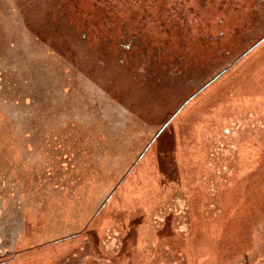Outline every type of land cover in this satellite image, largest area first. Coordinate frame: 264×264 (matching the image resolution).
<instances>
[{
  "label": "rangeland",
  "instance_id": "374dc122",
  "mask_svg": "<svg viewBox=\"0 0 264 264\" xmlns=\"http://www.w3.org/2000/svg\"><path fill=\"white\" fill-rule=\"evenodd\" d=\"M90 1L120 13L145 7L142 33L159 45L176 38L167 29L186 17L182 41L204 45L207 38L208 44L206 53L186 54L184 61L202 66L186 75L190 81L181 90L146 89L140 106L127 105L129 117L114 111L106 119L79 104L81 93L71 86L69 99L70 91L55 85L63 78L35 69L29 39L19 30L24 26L11 29L0 0V40L7 39L0 42V197L4 211L19 212L26 228L13 255L0 252V264H82L94 255L118 264L135 245L136 229L150 237L152 226L174 230L177 215L182 235H176L184 237L191 220L219 206L216 218L236 214L239 205L230 204L242 195L264 215V2ZM19 97L24 101L11 105ZM32 131L36 141L30 142ZM155 184L161 194L151 189ZM196 234L199 245L204 236ZM150 240L155 245L156 231Z\"/></svg>",
  "mask_w": 264,
  "mask_h": 264
},
{
  "label": "trees",
  "instance_id": "16d2710c",
  "mask_svg": "<svg viewBox=\"0 0 264 264\" xmlns=\"http://www.w3.org/2000/svg\"><path fill=\"white\" fill-rule=\"evenodd\" d=\"M3 1L5 9L9 8L6 21L12 26L11 29L17 30L14 26L20 22L24 26L19 30L29 39L36 58L35 69L39 73L45 71L48 75L63 78V83L56 78L55 85H60V89L69 86L72 91L78 89L81 93V102L78 103L99 109L106 119L112 120L114 111L118 112L119 118L129 117L127 105L140 106L146 89L150 91L149 94L181 90L190 81L186 75L198 71L202 66L196 60L194 64L192 59L184 61L186 54L206 53L207 38L201 39L204 45H187L182 41L185 36L180 33L179 27L183 29L187 26L186 17L179 16L178 21L167 29L169 34L176 33L177 39L164 41L162 45L153 38V34L142 33L146 27L142 26L141 21H145L143 15L148 10L140 5L120 13L112 7L108 11L107 6L93 4L90 0ZM207 1L211 0L197 2L202 5ZM257 1L260 4L264 2ZM91 7L96 10L91 11ZM259 8L260 11L263 9L261 5ZM253 14L258 18L256 11ZM98 22H101V27L95 25ZM187 29L185 33L191 37V30ZM14 33L20 39V34ZM10 39L19 47L17 40L12 36ZM6 41L4 36L0 40ZM23 49L20 50L24 53ZM172 54H178V58H171ZM37 65L41 68H37ZM72 71L77 76L75 82L71 79ZM68 91L72 93L69 92V99L73 100V92L71 89ZM16 100L11 105L24 101L20 97ZM27 103L31 105V102ZM29 136L30 142L36 141L33 131Z\"/></svg>",
  "mask_w": 264,
  "mask_h": 264
},
{
  "label": "crops",
  "instance_id": "0c3cea01",
  "mask_svg": "<svg viewBox=\"0 0 264 264\" xmlns=\"http://www.w3.org/2000/svg\"><path fill=\"white\" fill-rule=\"evenodd\" d=\"M231 178L232 174L229 180ZM255 180L258 181V185L261 183V179L257 178ZM152 188H156L161 194L162 191L158 188L157 184L151 186ZM142 190L144 189L142 188ZM247 190L248 188L245 189L244 194H249V190L248 192ZM147 195H150V193ZM243 199L245 198L242 195L231 202L230 206L239 205V207L235 209L236 214L232 213L224 220H221L220 217L216 218L221 210V206L218 209L214 208L215 211L212 212V215L205 213V219L191 220L190 229L187 232L188 235L184 237L180 236L182 234L178 229L180 220L177 215L173 216V220L176 221L173 226L174 230L160 231L162 227L154 228L152 226V230L150 231L152 236L150 237L147 230L145 232L136 229L133 236L135 233H139L135 235V245H131L128 252L130 254L124 255L123 258L118 257L122 260L118 264H264L263 211L254 209V206L257 207L254 201L252 203L248 200L243 202L241 201ZM251 199L254 200L253 198ZM242 203H245V205L243 206ZM248 204H252V206L248 208ZM244 207L248 213L244 211ZM208 209H210V206L209 208L206 207V211ZM154 231H156L155 245L150 240L153 238ZM176 233L180 235L178 236ZM196 233L203 234L204 236L196 239L199 245L194 243ZM150 246L153 250L148 254L147 251ZM42 253L37 251L35 254L37 256L42 255ZM80 253L81 251H78V254ZM94 261H96L95 264H116L115 260L110 263L98 262L96 255L92 258H85L81 263L94 264Z\"/></svg>",
  "mask_w": 264,
  "mask_h": 264
},
{
  "label": "flooded vegetation",
  "instance_id": "af4514ba",
  "mask_svg": "<svg viewBox=\"0 0 264 264\" xmlns=\"http://www.w3.org/2000/svg\"><path fill=\"white\" fill-rule=\"evenodd\" d=\"M35 151H31L30 156H33ZM4 211L3 202L0 201V250L1 253L5 255H13L14 250L17 248L19 244V237H17L18 233L25 232V223L22 221L19 212ZM12 218V219H10ZM14 235V236H13ZM8 236V237H7ZM9 245L6 247V245ZM10 247V248H8Z\"/></svg>",
  "mask_w": 264,
  "mask_h": 264
},
{
  "label": "bare ground",
  "instance_id": "6f19581e",
  "mask_svg": "<svg viewBox=\"0 0 264 264\" xmlns=\"http://www.w3.org/2000/svg\"><path fill=\"white\" fill-rule=\"evenodd\" d=\"M218 7H220V6H218ZM218 7H217V8H218ZM220 8H221V7H220ZM231 22H232V21H231Z\"/></svg>",
  "mask_w": 264,
  "mask_h": 264
},
{
  "label": "water",
  "instance_id": "95a60500",
  "mask_svg": "<svg viewBox=\"0 0 264 264\" xmlns=\"http://www.w3.org/2000/svg\"><path fill=\"white\" fill-rule=\"evenodd\" d=\"M224 72V71H223ZM222 73V72H221Z\"/></svg>",
  "mask_w": 264,
  "mask_h": 264
}]
</instances>
